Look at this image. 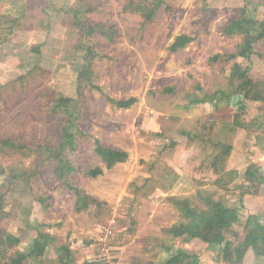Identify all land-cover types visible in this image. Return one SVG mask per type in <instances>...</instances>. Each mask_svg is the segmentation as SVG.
Returning a JSON list of instances; mask_svg holds the SVG:
<instances>
[{"label": "rangeland", "instance_id": "rangeland-1", "mask_svg": "<svg viewBox=\"0 0 264 264\" xmlns=\"http://www.w3.org/2000/svg\"><path fill=\"white\" fill-rule=\"evenodd\" d=\"M71 1L0 0L11 7L0 9L2 27L10 25L1 16L22 26L0 45V143L22 145L0 144V264H17L19 248L20 264H58L57 251L66 255L67 246L75 264H167L182 243L166 231L189 220L191 205L206 209L209 198L240 209L243 191L261 190L252 171L251 186L240 190L239 173L226 172L225 161L236 149L241 164L242 154L259 148L264 163V138H256L264 137V101L228 91L229 77L247 74L264 94V37L252 56L230 60L243 37L224 33L239 10L264 22V0H164L150 19L135 11L141 0ZM181 35L192 42L170 52ZM56 97L73 103L54 108ZM130 99L131 108L116 107ZM66 121L75 139L61 148ZM96 141L124 151L127 161L108 169L94 153ZM58 154L69 160L66 169L51 162ZM197 154L216 170L211 186L171 187L179 177L162 167L183 165L173 161L183 155L196 162ZM95 169L103 173L84 175ZM202 179L210 180L207 169ZM233 226L227 240L233 232L244 237L242 224ZM39 233L51 240L31 261ZM258 235L264 241L263 227ZM214 247L220 258L223 247Z\"/></svg>", "mask_w": 264, "mask_h": 264}, {"label": "trees", "instance_id": "trees-1", "mask_svg": "<svg viewBox=\"0 0 264 264\" xmlns=\"http://www.w3.org/2000/svg\"><path fill=\"white\" fill-rule=\"evenodd\" d=\"M144 5L143 8H139L138 5H135V11L136 13L142 14L145 18L150 19L156 12L158 8L163 4L164 0H141ZM245 3L248 2V0H243ZM134 0H131L129 6L133 4ZM3 20H7L8 24L10 25V28H3L2 24H0V45L5 44L8 42L9 38H12L15 34L14 32L21 30L20 21L15 19H9L7 16H1ZM226 31L224 35L226 36H242L243 37V43H241L238 46V50L240 52L233 54L229 57L230 60L232 59H238V58H248L253 55L252 51V45L259 43V41L264 37V22H255L251 21L246 18V12L245 10H239L237 11V15L235 18H232L226 25ZM8 32V33H7ZM232 32V33H231ZM192 42V39L186 35L178 36L175 39V42L170 46L169 51L172 53H177L185 48ZM240 82V83H239ZM256 83L253 81V79L249 76H244V78L238 80L232 77H229L228 80V91L231 92L233 95H241L245 100H252V101H264V94L261 92L255 93L254 85ZM166 93L172 94L173 89H169L166 91ZM252 93H254L252 95ZM53 106L54 108L59 109H67L68 106L71 103H73V100L69 99L66 100L64 98H55L53 100ZM136 103L135 99L130 100H121L116 102V107L119 109H129ZM67 104V105H66ZM67 116V115H66ZM65 128L63 129V135L60 138V145L59 147L64 148L68 144H72L75 139V134L69 130L68 121H66ZM186 134V133H185ZM188 135V134H186ZM4 146H10L16 149H21L22 145L15 144L11 140L2 141L0 143ZM52 151V149H50ZM61 153V152H60ZM94 153L101 157L103 162L106 164L108 169L114 168L116 165L123 164L128 159V154L124 151L117 150L113 147H108L102 145L99 141H96V148L94 150ZM223 155L219 158H216V162L214 165H216L218 162H221V158ZM51 162H56V166H61L64 169H66L67 165H69V160L64 155H56L52 159H50ZM54 167V168H55ZM214 171H216L214 169ZM250 172V171H249ZM103 173L102 169H95L90 170L87 173H84L85 176L88 177H97ZM249 174V173H248ZM17 177L12 178L15 180ZM66 176L65 174L62 175L61 180H65ZM76 188V187H74ZM78 197V202L82 198L80 194L81 190L76 188ZM86 198V197H83ZM205 207H196V206H190V218L186 222H181L178 225H174L171 228H169L166 233H171L176 235L179 232L185 233L189 229L191 225V221L193 219H197L199 223L201 224V232L199 235V238L207 243L209 246H222L226 243L224 237H223V230L226 228L232 227L234 224H236L239 221L238 218V211L237 208H231L228 206L223 205L220 201H216L213 199H205ZM260 233V232H259ZM258 231H255V237L257 241ZM9 237V238H8ZM8 240L11 239L10 235L8 236ZM51 240L50 235L48 234H42L39 233L37 238L34 240V245L32 248V254L34 252H37L39 255L44 254V252L47 250V247L49 246V241ZM19 242L17 241V244ZM16 244V245H17ZM15 245V246H16ZM62 251V250H61ZM61 251H57L58 258L60 261V264H75V259L73 258V253L71 247L67 246L66 249V255H62ZM167 252L172 251L170 247L166 250ZM60 252V253H59ZM16 256H19V260L15 259V262L17 264H20L23 259L26 258V256L22 255L20 251L16 252ZM30 256V255H29ZM28 256V257H29ZM186 264H200V259L196 254L190 253L189 260Z\"/></svg>", "mask_w": 264, "mask_h": 264}, {"label": "crops", "instance_id": "crops-1", "mask_svg": "<svg viewBox=\"0 0 264 264\" xmlns=\"http://www.w3.org/2000/svg\"><path fill=\"white\" fill-rule=\"evenodd\" d=\"M75 2L76 0H72L71 5ZM9 8L11 7H9L8 2H6L4 7H0V9H3L4 12H7ZM187 108H189V106H187ZM212 129L214 131L215 127L209 128L208 129L210 131L209 133L213 132ZM222 129L225 130V128H222ZM247 136L245 137L246 139H247ZM185 137L186 139H190L188 138L189 136H185ZM256 138L259 139V138H264V137H261L259 135ZM237 139L238 138L236 137L235 141ZM235 150H233L231 156H228L227 161H225V163L228 162L226 166L227 167L226 172L239 173L240 175L239 177H241V179L239 180H240V184L242 185L240 190H243V189L248 190V188L252 184L251 179L246 178L248 176L247 172L252 171L255 174V176H256V173H258L259 178L256 177L258 181L254 182V184H256L257 187H259V189L262 190L264 188V163H263V159L261 157L262 154L259 151V148L255 149V154L249 157H246L245 154H242L243 163L241 162V164H239L240 162L239 163L234 162L236 158L235 154H238V151L237 150L235 151ZM201 156H203V154H199V155L197 154V157L199 159L196 160V162L193 161L194 162L193 163L192 159L189 156H188V159H185L183 155L180 157L182 161L173 160L174 162L180 161V163H182L183 165H175V164L169 163V165L168 164L166 165L167 167L165 166L162 167L163 170L167 169L170 173L174 174L175 176L177 175L176 177H179L177 178V181L175 182L172 181L174 185H171L172 182L168 184L171 185V187L176 186V188H184L185 186H188L189 184L197 186L199 187V189L210 187L212 178L215 176V171H214L212 164L211 166H209V168H207V165H205V161L203 160V157ZM254 165L256 169L251 168V166L253 167ZM206 169L210 173V180L205 181L202 178H203V172ZM197 170H198V174L194 177V172ZM191 177L194 178L192 181H189V182L186 181L187 178L190 180ZM205 182H208V184H206ZM220 182H222V180H220ZM261 190L260 191L258 190L256 194H253L251 192L249 193L246 191H243V193L241 194L239 202L241 203L242 207L238 211L239 221L237 222V224L239 225L242 224L243 226L242 236L244 235V237H241V239L240 237L237 238L238 232H233V234L235 235V239L227 240V238L225 237V232H229L230 230H232V227L226 228L225 230H223L222 234H223V237L226 243L223 245V249L221 250V253H220L221 255L220 258H217L218 252L214 246L212 247L209 246L207 243L203 242L199 238L202 227L197 219H193L191 221V225L189 229L187 230V232L185 233L179 232L177 234L176 237L181 240L182 244L180 245V247H178L180 248L178 249V255H176L172 259L169 258L167 261V264H186L189 260V255L191 252L197 253V256L200 259V264H264V241L263 239H260L257 242H254L253 240V238L255 237V231L257 230L259 231L260 227L264 228V194H263L264 192H262ZM220 202L224 203L225 205L227 204V202H225L224 200H221ZM252 223L255 225H252ZM16 246H19V243ZM20 249L21 248H19L18 251ZM38 256L39 254L37 252H34L29 257L31 258V261H32L33 259H37ZM24 264H26V262H24ZM58 264L60 263L58 262Z\"/></svg>", "mask_w": 264, "mask_h": 264}, {"label": "built area", "instance_id": "built-area-1", "mask_svg": "<svg viewBox=\"0 0 264 264\" xmlns=\"http://www.w3.org/2000/svg\"><path fill=\"white\" fill-rule=\"evenodd\" d=\"M112 236H113L112 235V232L110 231V232H108V234L105 237L107 241L106 240H103L104 243L102 245L104 246L103 247L104 256H107L106 255V252L108 253V251H109V245H110V243L112 241Z\"/></svg>", "mask_w": 264, "mask_h": 264}]
</instances>
